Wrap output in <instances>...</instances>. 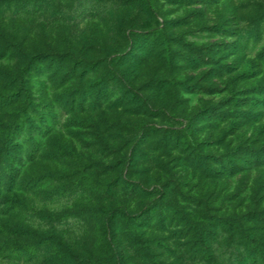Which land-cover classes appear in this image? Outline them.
<instances>
[{
	"label": "rangeland",
	"instance_id": "obj_1",
	"mask_svg": "<svg viewBox=\"0 0 264 264\" xmlns=\"http://www.w3.org/2000/svg\"><path fill=\"white\" fill-rule=\"evenodd\" d=\"M239 229L264 244V0H0V264H230Z\"/></svg>",
	"mask_w": 264,
	"mask_h": 264
},
{
	"label": "trees",
	"instance_id": "obj_2",
	"mask_svg": "<svg viewBox=\"0 0 264 264\" xmlns=\"http://www.w3.org/2000/svg\"><path fill=\"white\" fill-rule=\"evenodd\" d=\"M201 162L203 163V161ZM121 184L123 183H119V185ZM121 214L125 216L124 212ZM206 217H204L206 221H213V217ZM189 224L191 230H193V238L197 242H200L199 245L202 253L211 249V244L214 242L217 243L222 238V235H219V228L213 224H207L211 227L209 229H207V226L205 227L204 225H200L199 222L196 223L188 220V225ZM237 235L239 247L233 249V259L228 262H230V264H264V244L257 241L256 238L245 235L240 229L238 230ZM213 259V254L207 253V259L205 261L209 262V264H215Z\"/></svg>",
	"mask_w": 264,
	"mask_h": 264
}]
</instances>
